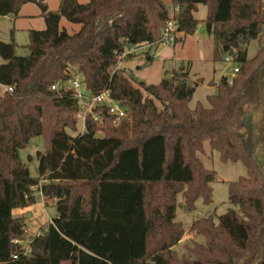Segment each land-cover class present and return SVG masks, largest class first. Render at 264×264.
Here are the masks:
<instances>
[{"label":"trees","instance_id":"1","mask_svg":"<svg viewBox=\"0 0 264 264\" xmlns=\"http://www.w3.org/2000/svg\"><path fill=\"white\" fill-rule=\"evenodd\" d=\"M30 3L42 0H0V18ZM171 4L181 8L178 43L198 31L203 5L215 39L241 64L231 85L226 77L215 85L209 108H190L202 80L192 85L184 68L140 88L130 71L116 70L119 54L159 41L171 19L164 0H60L44 14L45 30L30 31L28 56L17 55L15 40H0V264H264V46L250 60L246 49L264 28V0ZM62 20L78 29L70 33ZM75 77L88 94L110 91L127 118L115 126L104 112L102 124L89 118L86 132L73 135L81 104L52 87ZM36 138L45 151L34 177L19 152ZM205 143L247 176L229 184L236 210L194 221L189 233L204 243L179 258L186 231L177 197L189 210L199 199L212 204L217 174L200 158ZM37 194L56 216L24 256L13 241L25 239V223L13 211L34 205Z\"/></svg>","mask_w":264,"mask_h":264},{"label":"rangeland","instance_id":"2","mask_svg":"<svg viewBox=\"0 0 264 264\" xmlns=\"http://www.w3.org/2000/svg\"><path fill=\"white\" fill-rule=\"evenodd\" d=\"M80 3H86L88 0H78ZM60 7V0H42V5L26 4L20 10L18 18H10L9 20H1L0 40L11 43L13 40L18 44L17 55L26 57L30 54L27 46L30 43V31L45 30V8L49 12H56ZM199 21L198 31L194 36H188L183 42H179L175 48L160 46L156 49H140L129 56L124 63V67L130 71L129 78L132 79L136 88H140L139 84L158 85L173 71L184 68L189 72L190 83L195 85L198 83L192 100L189 104L191 109H195L198 103L205 108H209L208 96L217 94V86L223 77H230L236 68H240L241 64L233 61L234 54L227 53L223 46L215 39L214 26L212 33L207 30L208 9L200 5L198 11L194 14ZM15 19V20H12ZM62 28H66L70 33L77 30L78 27L62 20ZM264 46V28L261 36L257 40L251 41L247 45V58L253 59L260 48ZM217 52V55L216 54ZM156 54L157 60L147 63L148 55ZM227 58H232L231 62H227ZM2 61L0 60V64ZM128 74V73H127ZM82 112H78L75 116L77 120L78 130L73 135L82 132V122L78 116ZM249 121H244L243 129H246ZM44 142L42 138L33 139L29 146L19 152V157L29 169L32 176L38 175V159L39 153H44ZM30 157L32 160H30ZM200 158L204 166L217 174L216 181L211 184L212 187V204L205 205L202 199L195 203V209L189 210L184 204L181 196L177 197L178 207L176 209V221L182 223L186 235L182 242L175 248L179 258L187 257L191 259L187 248L193 247L195 242L204 243L203 237L190 234L189 229L194 221L214 216L216 221L225 215L230 209H235L229 203V184L237 182L240 178L247 176V169L242 163H223L218 152L212 151L205 143L204 153L200 154ZM36 203L25 209H16L13 211L15 219H21L25 223V239L23 246H26L33 238L38 236L41 231L52 222L56 216L51 215L49 208L54 203L46 204L41 195L37 194ZM183 204V205H182Z\"/></svg>","mask_w":264,"mask_h":264},{"label":"built area","instance_id":"3","mask_svg":"<svg viewBox=\"0 0 264 264\" xmlns=\"http://www.w3.org/2000/svg\"><path fill=\"white\" fill-rule=\"evenodd\" d=\"M164 1L169 5L168 10L171 13V19L168 22L164 31L162 32L159 41L154 45L140 47L131 51H126L124 54H119L117 56L116 70H122L125 73H129V70L124 67L125 60L128 56H132L133 53L137 50H152L160 46L175 48V46L178 44L180 35L177 32V27L178 19L181 14V8L180 6H172L171 0ZM149 59L151 61L157 60L158 56L156 54H153L149 56ZM232 60V58L226 59L227 62H231ZM238 71L239 69L236 68L230 77H226L230 85L233 83V79L236 77ZM61 88H64L66 91L70 92L73 97L81 104L82 114L78 116V118L82 122L81 134H84L86 132V124L89 118L93 119L94 122H96L97 124H102V115L104 112H106L107 115L113 118V123L115 126H119L122 121L127 118L125 109L118 102L113 100L110 91H105L99 94H88L80 77H75L65 83H57L52 87V90H60ZM3 91L12 93L13 89L10 87H4ZM33 190L36 191V188H34ZM13 244L19 248V250L23 253L24 256H30L32 254V250L30 247L31 242L27 243L26 246H23V241L14 240ZM17 258L18 256L15 255L14 259Z\"/></svg>","mask_w":264,"mask_h":264},{"label":"water","instance_id":"4","mask_svg":"<svg viewBox=\"0 0 264 264\" xmlns=\"http://www.w3.org/2000/svg\"><path fill=\"white\" fill-rule=\"evenodd\" d=\"M185 10V9H184ZM44 11H47V8L44 9ZM207 30H208V33L211 34L212 33V25L211 24H208L207 25ZM234 47H236V45H234ZM264 71V66L262 68L259 69L257 75H260L262 72ZM54 211V209H51L50 213L52 214Z\"/></svg>","mask_w":264,"mask_h":264},{"label":"crops","instance_id":"5","mask_svg":"<svg viewBox=\"0 0 264 264\" xmlns=\"http://www.w3.org/2000/svg\"><path fill=\"white\" fill-rule=\"evenodd\" d=\"M48 10V9H47ZM58 10H59V8H58ZM57 10V11H58ZM49 11V10H48ZM21 13V12H20ZM20 13H19V15L18 16H16V17H13V16H9V17H2V18H0V25H1V20L3 19V20H9L10 18H18L19 16H20ZM12 20H15V19H12ZM149 59V58H148ZM51 209H53L52 207H50L49 208V211H51ZM53 214H55V210L53 211V213L51 214V215H53Z\"/></svg>","mask_w":264,"mask_h":264}]
</instances>
